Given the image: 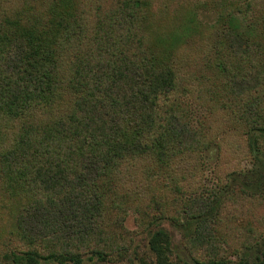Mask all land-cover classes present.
Returning a JSON list of instances; mask_svg holds the SVG:
<instances>
[{
    "label": "trees",
    "instance_id": "trees-1",
    "mask_svg": "<svg viewBox=\"0 0 264 264\" xmlns=\"http://www.w3.org/2000/svg\"><path fill=\"white\" fill-rule=\"evenodd\" d=\"M214 147L264 155V0H0V264L119 260L130 213L236 264L264 197L210 187Z\"/></svg>",
    "mask_w": 264,
    "mask_h": 264
},
{
    "label": "rangeland",
    "instance_id": "rangeland-1",
    "mask_svg": "<svg viewBox=\"0 0 264 264\" xmlns=\"http://www.w3.org/2000/svg\"><path fill=\"white\" fill-rule=\"evenodd\" d=\"M208 155L210 156V169L207 172V182L210 187H218L220 189L219 184L223 183L220 180L225 178L226 173L236 169V173L228 177L230 185L228 184L223 192L226 193L235 185L244 187L246 183L249 192L264 197V155L259 154L255 164H251V162L244 163V160L242 162L217 161L215 147L209 151ZM233 176L235 181L232 180ZM137 224L135 213H130L126 226L131 231H134L136 235L124 258L114 260L111 263L87 261L85 264H162L161 262H166L167 264H193L192 258L184 248V239L187 236L186 234L192 230V227H178L170 220L161 221L159 225H153L149 229H137ZM160 231L165 233L161 239L163 247L161 258L150 248L151 235ZM234 260L236 264H264V238L257 247L252 250L242 251L241 255L239 257L235 256Z\"/></svg>",
    "mask_w": 264,
    "mask_h": 264
}]
</instances>
